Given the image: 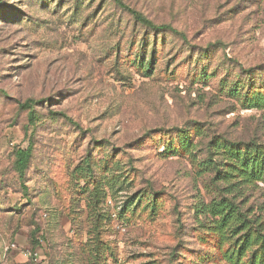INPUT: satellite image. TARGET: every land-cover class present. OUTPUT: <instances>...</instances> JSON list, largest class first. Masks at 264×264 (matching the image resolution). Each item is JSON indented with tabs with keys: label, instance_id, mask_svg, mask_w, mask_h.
<instances>
[{
	"label": "rangeland",
	"instance_id": "374dc122",
	"mask_svg": "<svg viewBox=\"0 0 264 264\" xmlns=\"http://www.w3.org/2000/svg\"><path fill=\"white\" fill-rule=\"evenodd\" d=\"M120 1L0 4V264H264V0Z\"/></svg>",
	"mask_w": 264,
	"mask_h": 264
},
{
	"label": "trees",
	"instance_id": "16d2710c",
	"mask_svg": "<svg viewBox=\"0 0 264 264\" xmlns=\"http://www.w3.org/2000/svg\"><path fill=\"white\" fill-rule=\"evenodd\" d=\"M2 0H0L1 4ZM117 5L120 7L126 9L130 15L140 24L149 27L150 29L154 31H165V30H170L172 32H175L172 27H169L167 25H156L149 19H147L144 15L139 13L138 11L127 7L124 5L120 0H115ZM39 102L34 100V99H28L23 103H20V107L24 110L28 111V120H29V125L30 126H35L40 120H41V115L36 111V105ZM52 118H63L69 123H73V120L69 118L67 115L63 113H54L52 112L50 115ZM33 155V146L30 144V146L27 149L23 148H18L15 153V163H14V168L15 171L17 172L19 179L24 180L26 171L28 170L30 161L32 159ZM246 166V165H245ZM25 186V185H24ZM26 189V187H24ZM212 215L215 217H218L220 215L224 214V210L219 209L216 212H212ZM226 220V219H225ZM251 237H246V240L244 243L241 245L239 249V254H238V260L235 262V264H262V257L259 253H253L252 257L250 258L249 262H243L241 263V258L244 256V252L252 248L253 245H255L254 241H251Z\"/></svg>",
	"mask_w": 264,
	"mask_h": 264
}]
</instances>
